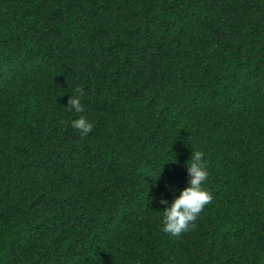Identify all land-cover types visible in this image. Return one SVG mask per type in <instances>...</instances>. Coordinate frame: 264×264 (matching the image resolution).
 Masks as SVG:
<instances>
[{
	"label": "trees",
	"instance_id": "obj_1",
	"mask_svg": "<svg viewBox=\"0 0 264 264\" xmlns=\"http://www.w3.org/2000/svg\"><path fill=\"white\" fill-rule=\"evenodd\" d=\"M0 264H264V0H0Z\"/></svg>",
	"mask_w": 264,
	"mask_h": 264
},
{
	"label": "clouds",
	"instance_id": "obj_2",
	"mask_svg": "<svg viewBox=\"0 0 264 264\" xmlns=\"http://www.w3.org/2000/svg\"><path fill=\"white\" fill-rule=\"evenodd\" d=\"M76 95H71L68 100V111L83 113L84 107L81 103L85 93L82 88L75 89ZM71 127L78 130L81 136H87L93 128V124L86 116L71 121ZM190 180L188 187L180 191L169 204L167 199L161 198L159 203L164 206L162 215V231L171 236H180L196 227V221L204 210L205 206L213 200V194L205 184L210 173L204 159V153L193 151V156L188 164ZM171 190V186L166 185Z\"/></svg>",
	"mask_w": 264,
	"mask_h": 264
}]
</instances>
